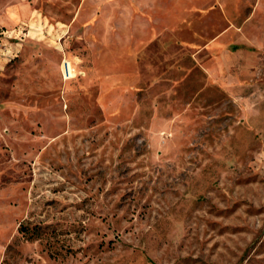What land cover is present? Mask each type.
Returning a JSON list of instances; mask_svg holds the SVG:
<instances>
[{
  "label": "rangeland",
  "instance_id": "1",
  "mask_svg": "<svg viewBox=\"0 0 264 264\" xmlns=\"http://www.w3.org/2000/svg\"><path fill=\"white\" fill-rule=\"evenodd\" d=\"M0 264H264V0H0Z\"/></svg>",
  "mask_w": 264,
  "mask_h": 264
}]
</instances>
